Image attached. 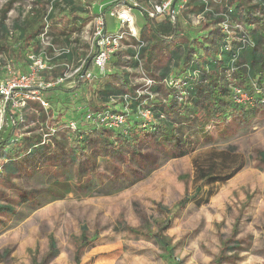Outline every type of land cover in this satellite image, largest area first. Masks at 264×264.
I'll list each match as a JSON object with an SVG mask.
<instances>
[{"label": "rangeland", "instance_id": "obj_1", "mask_svg": "<svg viewBox=\"0 0 264 264\" xmlns=\"http://www.w3.org/2000/svg\"><path fill=\"white\" fill-rule=\"evenodd\" d=\"M162 1L152 0L151 3L149 0L124 1L130 14L134 15L136 29H142L146 23L141 9L150 10L151 5ZM217 1L215 10L220 12L225 2ZM74 2L75 6L85 10L86 14L71 9L64 11L58 9L53 12L54 18L48 19L55 32L72 27L80 20L78 18L94 17L93 14L98 12L99 5L104 4L107 9L117 0ZM45 5L43 4L39 18L35 20L32 18L33 14L30 15L31 26L28 34L32 28L44 26L47 15ZM117 9L118 7H114L105 14L111 32H117L121 27L115 14H112L116 13ZM19 15L7 10L0 11V24L4 23L12 31L13 22L20 18ZM190 15L192 14L188 13L187 16L182 14L177 19L181 34L205 35L201 41L209 44L213 42L212 40L208 42L209 32L216 29L219 32L216 38L218 43L220 39L229 38L231 44L236 40L233 29L222 32L219 30L220 26L214 27L215 24L207 19L198 25L193 22V17L190 19ZM164 20V16H157L154 18V24L157 25ZM212 37L214 38V35ZM172 40L168 43L171 48L177 42L175 39ZM178 40L184 39L180 36ZM3 41L8 43L10 50L0 52V81L8 74L5 67L8 64L13 71L20 73H26L29 69L28 43L25 44L23 39L16 35L10 37L0 33V44ZM126 41L132 42L127 38ZM197 46L198 49H202L201 45ZM159 53L161 52L158 51L157 54ZM142 63L143 71L129 70L132 62L123 52L112 60L105 78L84 84L79 89L77 97L73 98L72 93L60 92L59 89L41 88L37 90L38 95L53 102V106L57 102L65 115L75 114L76 104L83 109L99 110L103 108L100 91L110 83H118L113 78L114 74L128 73L127 93L157 98L148 87V80L153 79L150 74L155 72V68L151 65L150 69H146L144 60ZM154 80V86H164L156 78ZM238 86L241 90L239 93L241 97L236 101L238 106L245 109L256 106L257 113L236 110L218 125L209 122L206 130L209 137L204 140V136L200 137L198 129L190 120H184L180 113L174 114L171 111L172 118L180 122L179 137L183 133L192 140L199 138L196 151L187 157L173 159L164 164L167 154L161 152L159 145L158 148L155 146L156 140L153 139L151 132L147 131V136L138 140L137 147H134L136 153L142 155L144 176L130 187H128L130 180L123 181L117 175H113L114 167L127 173L131 168L141 170L134 161L133 149L128 146L122 148L118 154L117 150H114V153L106 158L82 157L83 172L90 169L84 177L77 169L80 160L75 164H69L67 161V168H61L54 166L55 162L46 159L40 161L39 170L32 166L33 162L29 164L28 161L19 178L8 179L0 176V203L13 205L15 210L13 216L0 214V264H78L77 257H80V264H264V162L259 157V153L264 152V107L257 104L254 99L259 87L253 88L254 93L251 95L243 88L244 85ZM177 87L181 89L180 84ZM60 95L62 100L58 98ZM169 96L162 99L169 103ZM177 101L182 100L180 101L178 97ZM34 103L38 104V101L29 102L26 115L29 111L35 114L37 109H34ZM118 103L119 101L114 103L117 104L114 106L115 109L122 107ZM186 106L187 103L182 109L188 110ZM58 108L55 107L56 112ZM176 109L180 111V107L177 106ZM12 116L2 122L0 142L10 136L9 133L14 126ZM75 116L79 119L77 112ZM31 122L25 120L26 124L21 126L19 132H29L34 128L35 125ZM24 133L23 137L28 136V133ZM173 146L174 144L172 147L169 145L167 150L172 152ZM230 147L236 148L232 155H229ZM5 148L3 154L4 152L13 154L17 146L5 145ZM2 156L1 163L6 160ZM213 159H218L216 171L219 176L229 174L240 166L242 170L224 184L204 187L203 199L208 196V192L212 193L207 204L198 207L192 202L180 211V204L185 195L194 194L197 184L195 161L205 167ZM53 176L69 182L76 193L63 200L48 197L46 185ZM84 185L88 188L79 190ZM111 191L114 194H107ZM101 193L103 195L100 196ZM22 195L29 197L30 204L21 198ZM159 205L167 208L169 212L161 214ZM120 221L137 230V233L122 229ZM169 224L170 227L162 235L168 244L166 246L157 244L153 236L160 233V227ZM13 226L17 227L8 231ZM83 227L88 230L87 241L91 242L85 247L80 241ZM5 228L6 230H3ZM52 239L56 244V256L52 255ZM233 247L234 250H229ZM221 258L223 259L220 260Z\"/></svg>", "mask_w": 264, "mask_h": 264}, {"label": "trees", "instance_id": "obj_2", "mask_svg": "<svg viewBox=\"0 0 264 264\" xmlns=\"http://www.w3.org/2000/svg\"><path fill=\"white\" fill-rule=\"evenodd\" d=\"M223 2H225V5L223 6L222 12L228 15L232 24H241L244 27L253 44L252 46L242 45L239 40L241 33L238 31H236V40L232 44L230 42H222L221 39L218 43L216 38L219 32L216 29L209 32L210 38L208 42L211 40L213 41L209 42V44H212L209 46V44L201 41V38L203 39L205 35L194 36V34L190 33L188 35L181 34L179 31V23L177 20L172 19L171 12L164 16V21L156 25L154 24V19L148 16L145 9H141L146 23L140 30V42L145 44L140 50V57L142 61L144 60L146 69H150L151 65L155 68V72H151L150 74L153 80L156 78L157 81L161 82L164 79H169L170 75L173 73L175 80L180 82L181 89L173 85L169 87L155 85L152 86L150 90L152 94L155 96L157 95V98L151 99L148 97L146 98V96L139 97L134 93L132 95L127 93L126 89L129 84V74L116 73L113 75V78L115 82L118 83H110L100 91L103 108L99 110L111 108L115 111H123L125 106L122 97L124 94H129L132 99L129 105L131 110L135 111L139 106L151 108L155 121L147 125V128L143 127L146 124L145 122L136 118H131L129 119L127 133L124 134L121 131L94 127L79 118L77 119V129L73 131L69 128V124L65 119L66 115L64 114V110L62 111V108H60V105L56 102L54 104L55 106H53V102L51 103V101L48 100L47 101L51 104L50 110L45 111L41 104L39 102L36 104V102L33 106L37 111L35 114L33 111H29L27 115L25 114L23 122L17 119V114L9 110L8 117L13 115L12 123H14V126L9 133L10 136H8L6 140L0 142V157L3 155L2 157L7 159L6 162H0V165L3 166V172L0 176H5L8 179L19 178L21 173L26 169L28 161L29 164H32L37 158L41 159L44 157L50 162H55L54 166H58L56 163L60 162L59 165L61 167H66L67 161L69 164H75L80 160L77 169L81 176L84 174V177L89 173L90 169H85V172H83L82 157L83 159L89 156L94 159L101 157L106 158L110 157L112 153H114V150H117L118 154L121 153L122 148L128 146L133 149L135 155L134 161L141 170L138 171L131 168L127 173L114 167L115 171L113 175H117L123 181L130 180L131 182L128 185V187H130L134 185L136 181L140 180V177L144 176L143 172L145 168L143 167L144 161L142 155L136 153L134 147H137L136 142L138 140H142L143 136H147V131H150L153 139L156 140L155 146L158 148L159 145L161 152L167 154L164 164L173 159L187 157L196 151V145L200 141L199 138L192 140L191 137L188 138L185 134L183 135V133H181L179 137L178 133L181 132L180 122L172 118L170 115L171 111H173L174 114L180 113V117H184V120H190L192 125L198 129L200 137L204 136V140H207L209 137L206 135L207 124L209 122L218 125L223 119L229 117L231 113L236 110H241L246 113H257L256 106L248 109H245L243 106H238L235 102L236 93L233 89L239 88V84L241 86L244 85L243 88L253 95V88L259 87L258 91H256L257 96L254 95V99L257 101V104L264 107V0H224ZM119 4L120 0L112 2V4L108 6L109 8H105V13L114 7H118ZM215 5L216 2L213 1L206 3L203 0H191L186 5L183 16H187L188 13L192 14L190 15L191 19V17L205 14L206 19L215 24L213 25L214 27L216 25L219 26V23L223 19L221 17H215V13L219 12L215 10ZM54 7L55 11L58 9L61 11L71 9L86 14L85 10H80L75 6L74 0H61L60 2H56ZM207 8L211 11H206ZM41 13V10L36 11L33 13L32 18L36 20ZM19 14L20 18L13 22L12 31H10L4 23H1L0 33L4 36L9 35L10 37L16 35L22 38L25 44L28 43L27 46H29V50L31 48L37 49L39 46L37 38L43 26L39 25L38 28H32L31 33L28 34L29 27L31 26V14L24 15L22 12ZM53 16L54 13L51 12L48 18L52 20L54 18ZM78 19L80 20H77L76 24L72 27H66L56 32L52 26L51 32L56 44L68 46L70 43V36L77 31L80 33L82 31L81 27L92 21L93 17ZM213 35L214 38L212 37ZM180 36L184 39L183 41L178 40ZM170 38H173V40L175 39V41L177 40L173 48L168 45L170 40H172ZM196 43L197 45H201L202 49H198L199 46H197ZM138 44L139 43L135 40L127 42L129 46ZM8 46V43L3 41L2 44H0V52L3 50L9 51L10 48ZM158 51L161 52L159 53L161 55L157 54ZM125 54L129 61L132 62L131 68L136 69L138 63L133 61L135 56L134 50L129 47L125 51ZM79 56L80 53L73 49L70 55L64 56V59L68 58L69 60H75L78 59ZM18 57L19 56H17V58ZM119 62L118 64L120 65ZM86 69H90V65H87ZM174 69H176V71ZM60 74H62V69H56L52 75H46L45 79L46 81H52ZM238 82L240 83L238 84ZM119 83L121 85H119ZM83 86L84 83L79 81L76 87L61 90L60 92L72 93L74 98L78 96L77 91ZM129 91L131 92V90ZM164 95H170L169 103H165L162 99L165 97ZM61 97L59 96L58 98L62 100ZM174 97H179V100L182 101L178 102L177 98L174 99ZM49 99L52 100L51 98ZM113 101H119L118 104H121L122 107L115 109L114 106L117 104H114L115 102ZM186 103L188 104V106H186L188 110L182 109ZM56 106L59 107L57 112L55 111ZM177 106L178 108L180 107L179 112L176 109ZM28 110L29 107L26 108L25 113ZM200 114L202 115L199 116ZM25 120H31V124L35 125V127L31 128L29 132H25L28 133V136L23 137L22 134L24 132L21 133L19 130L22 128V125L26 124ZM41 124L43 125V132L45 133L49 132L48 128L50 127L56 129V132L49 138L48 143H44L43 141L44 133L41 132ZM162 139L164 140L162 141ZM173 144L174 150L172 152L167 150L169 145L172 147ZM5 145L17 146L15 153L6 154V152H4L5 154H3L2 151L6 149ZM229 150L231 151L229 155L236 152V148L234 147H230ZM259 157L264 162V152H260ZM217 165L218 159H213L212 162L205 165V167L200 166V164L195 161L197 184L193 195L189 196L188 193L185 195L180 204L182 208H180V211H182L187 204L192 202L198 207L207 204L212 193L208 192V196L203 199L202 194L204 187L224 184L242 170V166H240L229 174L219 176L216 171ZM70 169H68V172ZM51 180L53 182L51 181L47 193L53 200H63L69 195L76 193V190L69 182L61 181V177L53 176ZM86 187L87 185H84L80 187L79 190H84ZM107 194H114V192L111 191ZM101 195L103 194L101 193L100 196ZM21 198H23L25 202L29 200L27 195H22ZM158 207L161 214L169 212L167 208L165 209L160 205ZM2 209L13 212L9 207ZM119 225L126 231L137 233V230L128 227L123 221H120ZM169 227L170 224L160 227V233L153 236L157 244L164 246L168 244V241L162 235ZM87 232V228L83 227L80 240L83 247L91 243L87 241ZM51 249L53 251L52 255L56 256L57 249L54 239L51 240ZM234 249L235 247L229 248V250ZM222 259L223 258L220 260ZM77 262L80 264V257H77Z\"/></svg>", "mask_w": 264, "mask_h": 264}, {"label": "built area", "instance_id": "obj_3", "mask_svg": "<svg viewBox=\"0 0 264 264\" xmlns=\"http://www.w3.org/2000/svg\"><path fill=\"white\" fill-rule=\"evenodd\" d=\"M61 0H0V11L7 10L10 13H20L24 15L33 14L38 10H45L47 15L45 16V24L40 32L37 42L38 48H31L27 55L29 61V69L26 73H20L13 71L10 64L7 66L8 74L0 81V130L2 122L7 119L9 110L17 114V119L23 122L25 116V110L29 107V102L38 101L45 111L51 109V104L45 100L44 97L38 95V89H72L77 86L79 81L84 84H90L94 80L102 79L107 76V70L112 60L116 56L122 55L129 47H131L135 56L133 61H136L137 68L134 70L143 71V63L140 57V50L145 46L141 40V29H136V21L134 15L130 14L127 4L120 0L118 9L115 11V17L120 22V29L117 32H111L107 23L105 5H99L98 12L93 15V20L81 27V32H74L69 40L68 46L62 44H56L51 32L52 26L48 21V16L51 12L55 11L54 4ZM152 0H149V2ZM190 1V0H189ZM188 0H163L161 3L151 5L150 10H146V13L151 19L157 16H165L171 12L173 5L174 12L171 13L172 19H179ZM208 3L209 1L218 2L217 0H203ZM151 3V2H150ZM206 11H211L206 9ZM231 11V10H230ZM215 17H221L223 20L219 23L220 29L223 31H238L241 33L240 41L243 46H252V42L248 37L247 32L241 24H232L227 14L220 11L215 13ZM193 22L200 25L202 21L206 20L205 14L193 17ZM126 38L129 40H135L138 45H127ZM222 42H230L229 38L222 39ZM76 50L80 53L78 59L69 60L64 59V56L70 55L72 50ZM87 65H90V69H86ZM56 69H62V74L52 81H46V75H52ZM133 68H129L131 70ZM174 74L170 75L169 79H164L160 83L164 86H176L180 84L175 80ZM153 79L148 80L149 88H152ZM160 84V85H161ZM236 93L235 102L240 99L241 90L237 88L233 89ZM79 91V90H78ZM77 91V95L79 92ZM246 94V93H244ZM76 95V96H77ZM140 97V96H139ZM123 111H115L111 108L103 110H84L82 106L76 105L74 108L75 114H79L85 123H88L97 128H105L110 130L121 131L124 134L127 133L129 119L136 118L149 125L155 121L154 114L150 107L139 106L135 111L131 110L129 105L132 101L129 94L123 95ZM116 102V101H113ZM118 102V101H117ZM165 102V101H164ZM166 103V102H165ZM264 103V102H263ZM74 113L67 114L65 119L68 122V126L71 130L77 129L78 121ZM41 132H43V125L41 124ZM49 132H43L44 143L49 142V138L56 132L54 127L48 128ZM6 162V161H5ZM3 172V166L0 165V175Z\"/></svg>", "mask_w": 264, "mask_h": 264}, {"label": "crops", "instance_id": "obj_4", "mask_svg": "<svg viewBox=\"0 0 264 264\" xmlns=\"http://www.w3.org/2000/svg\"><path fill=\"white\" fill-rule=\"evenodd\" d=\"M60 97H61V95H60ZM49 98V97H48ZM41 160H44L45 161V158L43 157V158H41V159H39V158H37L33 163V167H35V169H37V170H39V165H40V161ZM5 161H7V159L5 160ZM60 162H57V167H61L60 165ZM32 166H30V167H32ZM62 168V167H61ZM13 179H15V178H13ZM62 181V180H61ZM53 182V181H52ZM50 183H51V180L47 183V185H46V187H47V190H48V188L50 187ZM46 195L48 196V197H50L49 195H48V193L46 192ZM47 202H49V199L47 198ZM28 204H30L29 202H28ZM5 207H9L11 210H13V212H10V211H8V210H5V209H2V208H5ZM14 206L13 205H10V204H2V203H0V214L1 215H5V216H13V214L15 213V210H14V208H13ZM42 208V207H41ZM39 210V209H38ZM7 214H10V215H7ZM16 217V216H15ZM18 223V222H17ZM16 223V224H17ZM15 224V225H16ZM14 225V226H15ZM18 225V224H17ZM12 227L11 229H9L8 231H10V230H12V229H14V228H16V227ZM3 230H6V228L5 229H3Z\"/></svg>", "mask_w": 264, "mask_h": 264}, {"label": "water", "instance_id": "obj_5", "mask_svg": "<svg viewBox=\"0 0 264 264\" xmlns=\"http://www.w3.org/2000/svg\"><path fill=\"white\" fill-rule=\"evenodd\" d=\"M174 7H175V4L173 5L172 9H171V13L174 12Z\"/></svg>", "mask_w": 264, "mask_h": 264}]
</instances>
